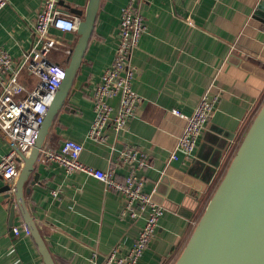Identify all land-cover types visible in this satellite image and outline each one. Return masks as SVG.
<instances>
[{"label": "crops", "instance_id": "crops-1", "mask_svg": "<svg viewBox=\"0 0 264 264\" xmlns=\"http://www.w3.org/2000/svg\"><path fill=\"white\" fill-rule=\"evenodd\" d=\"M131 0H102L95 31L77 76L82 85L66 102L47 136L45 148L66 139L84 143L81 160L107 170L129 146L149 154L140 171L145 190L166 209L157 234L139 264H174L210 198L224 176L255 116L264 104V0H137L148 23L133 55L135 89L142 95L137 114L126 129H105L106 140L89 137L95 113L94 88L114 59L119 43L122 8ZM89 0H59L72 16L84 13ZM43 0H10L0 11V48L20 62L36 37L34 24ZM61 45L50 52L67 67L77 32L51 29ZM20 81L31 87L34 77L23 71ZM222 93L218 108L199 140L195 157L171 161L186 120L174 113L194 111L207 92ZM118 108L119 100L113 99ZM0 129V160L10 150ZM129 168H117L123 180ZM40 173L26 195L56 264L103 261L115 247L126 252L144 223L122 215L124 199L103 181L84 172L67 173L39 157ZM7 183L0 179V190ZM57 192V195L54 192ZM0 192V264H45L32 235L16 236L14 225L25 222L13 196Z\"/></svg>", "mask_w": 264, "mask_h": 264}, {"label": "built area", "instance_id": "built-area-1", "mask_svg": "<svg viewBox=\"0 0 264 264\" xmlns=\"http://www.w3.org/2000/svg\"><path fill=\"white\" fill-rule=\"evenodd\" d=\"M10 0H0V11ZM59 0H43L42 8L35 18L36 37L33 45L20 62L6 49L0 48V129L8 136L10 150L0 160V179L16 184L23 166L22 155H29L35 143L45 115L65 75V66L53 61L50 52L60 47L61 42L51 29L77 32L80 19L61 10ZM140 2L131 0L121 11L118 26L119 43L114 59L104 70L101 80L92 95L95 117L88 135L94 140H106L105 129L113 126L117 131L126 129L137 114L142 95L135 89L136 66L133 55L142 36L148 31V23L139 9ZM34 77V85L28 87L20 81L23 71ZM222 93L207 91L190 114L180 110L174 113L186 120L183 132L170 155L171 161H191L195 157L199 140L215 114ZM118 99L116 108L112 100ZM85 146L75 139H66L59 148L43 147L40 157L46 163H56L67 173L84 172L104 182L106 189L120 194L125 203L122 215L131 218L140 216L138 207L145 211L144 223L138 236L126 252L115 247L103 261L96 258L92 264H139L157 234L165 207L154 198V192L145 190L140 174L149 163V154L136 146H129L118 161H113L107 170L85 164L81 154ZM21 158V159H19ZM128 167L123 180L117 178V168ZM57 195V192H54ZM16 236L31 235L25 222L13 227Z\"/></svg>", "mask_w": 264, "mask_h": 264}, {"label": "water", "instance_id": "water-1", "mask_svg": "<svg viewBox=\"0 0 264 264\" xmlns=\"http://www.w3.org/2000/svg\"><path fill=\"white\" fill-rule=\"evenodd\" d=\"M102 0H89L79 14L78 40L71 49L66 75L38 130L29 155H22L23 166L16 184L7 183L0 192L13 196L10 223L15 208L20 209L31 229L45 264H56L40 228L27 205L29 184L39 180L36 163L49 131L67 100L82 83L78 73L90 45ZM174 264H264V104L255 116L233 156L224 176L210 198L182 253Z\"/></svg>", "mask_w": 264, "mask_h": 264}]
</instances>
